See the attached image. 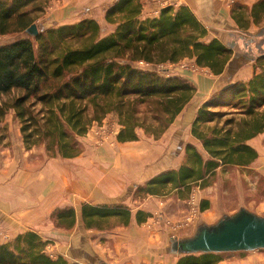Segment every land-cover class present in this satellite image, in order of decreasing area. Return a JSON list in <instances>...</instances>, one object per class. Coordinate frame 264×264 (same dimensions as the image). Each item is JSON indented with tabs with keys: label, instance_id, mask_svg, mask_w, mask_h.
I'll return each mask as SVG.
<instances>
[{
	"label": "trees",
	"instance_id": "obj_1",
	"mask_svg": "<svg viewBox=\"0 0 264 264\" xmlns=\"http://www.w3.org/2000/svg\"><path fill=\"white\" fill-rule=\"evenodd\" d=\"M49 1L0 0V35L25 32L34 22L33 10L41 11ZM141 9V0H119L106 12V20L116 28L102 37L99 23L88 19L39 32L34 37L37 50L30 37L0 46V122L14 111L25 148L43 143L52 157H76L82 146L73 136H84L93 121L111 112L118 114L121 125L119 142L137 140V128L159 138L194 99L196 87L182 77L165 76L163 69H143L135 63L157 66L188 58L214 74L224 71L232 51L218 39L204 40L208 30L189 7H166L158 17L145 19L140 18ZM261 11L264 0L253 6L254 22ZM244 15L243 10L233 12L239 23ZM3 97L9 102H2ZM140 106L149 121L137 117ZM191 132L204 154L188 144L183 164L150 179L140 192L162 196L179 189L188 197L193 188L213 184L219 168L247 166L257 159L248 141L264 132V67L248 81L231 84L205 101ZM201 208H207L205 202ZM81 216L90 229L109 220L128 225L132 213L123 206L83 204ZM53 220L57 227L71 228L77 212L73 207L57 209ZM47 245L40 235L27 231L11 242H0V264H75L50 256ZM221 260L215 253L192 254L176 264Z\"/></svg>",
	"mask_w": 264,
	"mask_h": 264
},
{
	"label": "crops",
	"instance_id": "obj_2",
	"mask_svg": "<svg viewBox=\"0 0 264 264\" xmlns=\"http://www.w3.org/2000/svg\"><path fill=\"white\" fill-rule=\"evenodd\" d=\"M118 1L50 0V12L47 17L54 27L74 24L81 20H95L105 36L116 28L106 20V12ZM236 2L241 3L242 0H174L175 8L189 7L208 30L207 37L213 35L233 51V54L221 74H214L209 68H202L209 73L189 75L187 67L181 65L186 60L194 61L188 58L171 63L165 68L170 71V75L182 76L192 82L196 87V95L159 139L147 135L144 129L139 128L136 129L137 140L119 142L117 135L121 125L119 119H115L112 128L114 133L109 134L110 142H107L108 137L106 139L103 133L102 148L94 146L93 151L102 150V154L95 158L93 155L87 156L90 149H85L79 156L70 158L73 161L67 163L66 167L59 166V163L52 159L36 169L35 166L28 165L27 150L21 132L17 128L13 131L11 127H6L7 120L0 122L1 243L11 242L27 231L37 233L45 241L50 240L47 236L50 232L44 231L41 223L50 219L55 210L66 205L75 208L78 216L77 205L95 206L94 204L102 203V206H122L123 203H134L139 206L135 205L130 209L125 207L132 213L128 225L118 224L110 230L83 233L82 238L78 237L80 233L77 234V230L70 233L67 237L70 238L67 239L70 241L68 244L81 246V254L74 251L71 261L79 264H176L181 257L192 255L176 251L174 247L177 242L193 237L200 227L216 225L225 216H232L241 209L223 214L213 222L207 221L208 219L203 222L197 220L193 229L181 230L182 234L190 233L182 238L180 231L173 233L174 229L169 224V221L172 223L171 221L182 218L185 201L191 196L198 198L200 206L206 203L207 208L202 211V215L206 214L214 200L212 192L216 191L218 182L222 179L221 170L226 173L238 168V178L241 177L242 169L257 168L264 171V132L248 141L258 153L254 162L247 166L219 168L216 174L218 182H213L214 184L203 189L195 187L188 197L179 189L168 190V193L162 196L148 195L143 201H136L134 196L136 190L144 187L150 179L163 172L178 169L183 164L188 144L195 145L204 154L202 143L191 132L200 106L213 92L238 81H248L255 73L260 72L255 66L258 56L251 52L253 46L247 49L252 39L246 40L241 35L242 31L231 15L234 9L239 12L246 10L244 6L243 9L240 8L241 5L238 6ZM141 4L142 19L158 17L166 7L160 0H141ZM252 9L253 7L250 11ZM252 21L254 22L253 19ZM108 118L103 119L102 124L108 122ZM103 127L106 128L107 124ZM79 211L81 214V210ZM139 211L148 216L145 217L141 213L138 219L136 215ZM140 218L142 221H139ZM78 232L82 230L78 229ZM92 236L98 238L92 239ZM65 243L60 240L51 244L48 242V245L53 249L58 248L62 252L61 256H68L63 251V246L67 244ZM198 254L209 253L194 255ZM215 254L222 257L218 264H264V248Z\"/></svg>",
	"mask_w": 264,
	"mask_h": 264
},
{
	"label": "rangeland",
	"instance_id": "obj_3",
	"mask_svg": "<svg viewBox=\"0 0 264 264\" xmlns=\"http://www.w3.org/2000/svg\"><path fill=\"white\" fill-rule=\"evenodd\" d=\"M257 1L258 0H242L241 3L236 2V3H238V6L241 5V7L244 6L246 8V10L243 11V12H245L244 19L241 21V23H239L236 20V23L238 24L237 25L238 28L241 29L240 31H242L241 35L243 37H245L246 40H249V38L252 39V42H250L249 47L253 46V49L251 52L255 56H259L260 54H264V12L261 11L259 14V16H260L258 19L259 23L258 22L254 23L252 21V16H251V11H250L251 8L253 7V5L257 3ZM236 3H235V5H237ZM175 4L173 6H170V7H174ZM232 7H234V6H232ZM49 8H50V1L48 3H46L45 5H43V7L41 8V11L33 10L34 11V13H32V15L34 16V22L33 23H35L37 25L40 33L44 32L48 29H54V28L58 27V26H55V27L52 26L51 23L49 22V19L47 17V14H49V12H50ZM233 12L231 14L232 16H233ZM248 29L251 32L250 31L248 32ZM109 33H111V32H109ZM100 36L102 37V30H101ZM23 37H30L31 39H33V41L35 43V49L37 50L38 43L35 42V39L33 36L28 35L26 32L0 35V46L9 44V43L16 41V40L23 38ZM211 39H216V37H214L212 35L210 37H206L204 40L206 42H209ZM247 49H248V45H247ZM232 54H233V51H232ZM232 54H231V59H232ZM192 60H194V61L186 60L185 62L181 63V65H183L184 67H187V69H188L187 71H188L189 75H194V74H198V73H202V74L209 73L207 70L199 67L196 64L195 59H192ZM170 64L171 63L155 66V65H150V64L144 63V62H139V63H135L134 65L137 67L143 68V69H156V70L163 69V73L165 76H172V75H170L169 70H167V71L165 70V68L169 67ZM255 66L259 70H262V68L264 67V59L258 60L257 64ZM182 78H184V77H182ZM184 79H186V78H184ZM207 79L208 78H206V80ZM190 83H192V82H190ZM219 91H217L215 93L213 92L212 95H210V97L208 98V100H210L213 96L217 95V93ZM8 98L9 97H3L1 99V101L2 102L6 101V103H8L9 102ZM138 109H139V113L137 114V117H139V119L149 121L150 118H148V117H150V116L145 112V108L140 106ZM88 115H89V117H93V111H89ZM106 117H109V118L107 120L108 122L105 123V124H107V127L105 128V127H103L105 124H102V120L105 119ZM103 119H101L100 121H93L91 123V126L88 129V132L84 136H76V135L73 136L74 140L78 144H81V146H82V151L80 154H82V152H84L85 149H90V152L87 153V156L93 155V157L95 158L100 153L102 154V152H100L102 150H97L99 152H96L93 150L95 148L94 146L102 148L103 140H104V139L102 140V138H104L102 135L103 133H105L106 139L108 137L107 142L108 141L110 142L109 134H110V132H111V134L114 133V129H112V128L114 126V120L119 119L118 114L115 112H111V113L107 114ZM6 120L8 121L6 124L7 125L6 127H8V126L11 127L13 129V131L15 130V128H17L21 132V123L17 118H15L13 110H10L6 114V116L4 117L2 122L6 121ZM137 129H139V128H137ZM3 130L5 131L6 129H2V131ZM21 135H22V132H21ZM159 138H156V139H159ZM95 143H96V145H95ZM88 145H90V146H88ZM26 150H27L28 165L33 166V167L35 166L36 169H38L41 166H44L45 164H47L52 159H53V161L55 159L59 163V166L62 165L63 167H66L67 163L73 161L70 158H64V157H61L59 155L52 157V153H50L47 150V147L43 143H41L37 146H33L30 149L26 148ZM79 155H77V156H79ZM72 158H74V157H72ZM237 171H238V168H233L232 171L228 170V171H226V173L223 172V170H221L220 174H221L222 179L220 180V182H218V177H215L214 182H218V185L216 187V191L212 192V199H214V200H213L212 205H209V209L206 212V214L202 215V210L200 209L201 206L198 203L196 216L193 217L192 212H191L192 211L191 205L188 203L189 199H187L185 201V207L183 210L184 212H183L182 218L177 219L176 221H171L173 225L180 223L179 224L180 228L174 229L173 233H177L175 231L178 230V231H180L179 232L181 235L180 238L185 237L187 234H190V233L182 234L181 230L183 231L184 229H188V228L193 229L194 228L193 226L197 223L196 222L197 220H199L200 222H203L206 219H208L207 221L213 222L214 220H216L217 217H222L223 214L233 213L234 211H237L239 208L246 209V210L250 211L251 213H253L257 216L264 217V171L261 169H257V168H252V169H248V170L242 169V170H240L241 177H239V178H238V176L236 177ZM227 175H230V177L228 176L229 179H228ZM134 196H135L136 201H143L145 198L148 197V196L144 195L143 192H140L139 189L136 190ZM197 200H198V198H197ZM137 204H139V203H137ZM94 205L102 207V203L97 204V205L94 204ZM135 205L136 204H134V203H133V205L132 204H125V203L122 204L123 207H128L129 209L133 208V206H135ZM68 206L69 205H66V207H64V208H68ZM136 206H139V205H136ZM80 207H81V205L80 206L77 205V209H78L77 222L71 228L57 227L54 223V220H53V214L51 215L50 219L44 220L41 223L42 227L44 228V231H48V233L50 232L49 234H47L48 238L50 239V240H48V242H50V244L55 243V242L60 241V240L65 241L67 243V244L65 243L66 245L63 246V251L68 256H62V257H64L70 263H75V264H79V263L71 261V258L73 256L72 253H74V251H75L76 254H81V246H74L73 244H70V245L68 244L70 241H67V239H70V238H67V237H69L70 233H72L74 230H77V234L80 233V234H78V237L82 238L83 233L89 234V232H90L92 234L93 232H99V231L102 232V227H103V230H110V229L115 228L118 225V221L116 222L114 220H109V221L104 222L103 225L101 222L99 225L101 228H90L89 229L85 226V224H84V222L80 216L81 215L80 211H79V210H81ZM59 209H63V208H59ZM182 223H188V224L182 226ZM171 228H173V227H171ZM78 229L79 230L81 229L82 232H78ZM99 234H101V233H99ZM93 238L96 239L98 237L92 236V239ZM46 252L49 255H53V258H57L58 256H61L60 254L62 253L60 250H58V248L53 249V247H50V245H47ZM80 261L84 262L82 259H80Z\"/></svg>",
	"mask_w": 264,
	"mask_h": 264
},
{
	"label": "water",
	"instance_id": "obj_4",
	"mask_svg": "<svg viewBox=\"0 0 264 264\" xmlns=\"http://www.w3.org/2000/svg\"><path fill=\"white\" fill-rule=\"evenodd\" d=\"M25 32L33 37L39 34L35 23ZM174 248L188 254L263 249L264 217L241 208L216 225L200 227L193 237L177 242Z\"/></svg>",
	"mask_w": 264,
	"mask_h": 264
},
{
	"label": "built area",
	"instance_id": "obj_5",
	"mask_svg": "<svg viewBox=\"0 0 264 264\" xmlns=\"http://www.w3.org/2000/svg\"><path fill=\"white\" fill-rule=\"evenodd\" d=\"M161 3L164 5V6H173L175 3H174V0H160ZM188 203L191 205V212H192V215L193 217L196 216V213H197V208H198V200H197V197L195 196H191L188 200ZM169 224L173 227V229H176V228H180V223L179 224H175L173 225L172 223L169 222ZM188 223H182V226L183 225H187Z\"/></svg>",
	"mask_w": 264,
	"mask_h": 264
},
{
	"label": "flooded vegetation",
	"instance_id": "obj_6",
	"mask_svg": "<svg viewBox=\"0 0 264 264\" xmlns=\"http://www.w3.org/2000/svg\"><path fill=\"white\" fill-rule=\"evenodd\" d=\"M251 42H252V40H251ZM248 48H251V47H249V44H248ZM262 56H264V54H260V55L258 56V59L261 58ZM258 59H257V60H258Z\"/></svg>",
	"mask_w": 264,
	"mask_h": 264
}]
</instances>
